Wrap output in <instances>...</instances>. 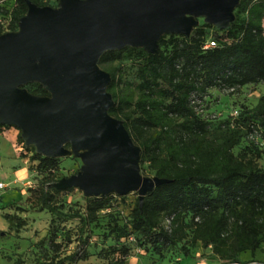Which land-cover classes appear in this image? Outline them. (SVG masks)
Masks as SVG:
<instances>
[{
	"label": "trees",
	"instance_id": "trees-1",
	"mask_svg": "<svg viewBox=\"0 0 264 264\" xmlns=\"http://www.w3.org/2000/svg\"><path fill=\"white\" fill-rule=\"evenodd\" d=\"M28 1L53 7L44 0ZM26 10V0L1 4L0 34L17 30ZM208 39L215 46L205 49ZM123 59L134 64L135 82L121 81V71L113 66ZM98 65L110 75L107 91L113 105L108 114L122 122L139 147L140 167L146 164L152 176L168 180L148 191L141 204L137 196L128 223H114L109 233L116 240H129L135 234L150 243L156 254L172 246L190 257L189 247L200 242L202 249L211 250L210 259L222 264H264L237 257L246 251L253 254L264 237V164L256 163L264 154L252 142L233 151L244 137L264 135V95L251 107H234L237 115L229 114L215 128L201 116L211 89L232 94L242 86L264 83V0L249 3L245 17L239 22L235 15L225 30L203 23L189 35L164 33L154 52L125 46L104 52ZM22 87L34 95H49L37 81ZM9 127L19 131L17 140L22 143L15 126L0 124V133ZM29 150L30 159L37 161L36 170L46 176L28 190V199L55 217H77L78 240L87 245L93 232L85 228L97 220L100 211L109 209L117 194L88 196L84 214L62 212L53 201L55 193L66 189L52 186L58 158L43 156L33 146ZM164 214L166 223L162 224ZM51 243L59 246L53 239ZM120 253L123 263L127 248L122 247ZM81 258L74 251L41 264Z\"/></svg>",
	"mask_w": 264,
	"mask_h": 264
},
{
	"label": "water",
	"instance_id": "water-1",
	"mask_svg": "<svg viewBox=\"0 0 264 264\" xmlns=\"http://www.w3.org/2000/svg\"><path fill=\"white\" fill-rule=\"evenodd\" d=\"M239 0H59L27 10L17 30L0 34V124L20 130L24 145L59 157L68 143L83 149L84 166L52 183L85 196L136 192L139 204L167 179L141 174L140 149L122 122L109 115L108 72L98 60L125 46L154 52L164 33L189 35L203 16L227 29ZM37 81L49 93L22 87Z\"/></svg>",
	"mask_w": 264,
	"mask_h": 264
},
{
	"label": "rangeland",
	"instance_id": "rangeland-1",
	"mask_svg": "<svg viewBox=\"0 0 264 264\" xmlns=\"http://www.w3.org/2000/svg\"><path fill=\"white\" fill-rule=\"evenodd\" d=\"M44 1L53 7H57L59 2ZM242 1L241 5L233 9V15H237L239 22L245 17V7L254 0ZM195 19V26L206 23L203 16ZM113 66L121 71V81L135 82V67L129 59L116 61ZM261 95H264V83L242 86L232 94L211 89L202 103L201 116L210 120V127L215 128L219 121L229 116L234 107H251ZM18 132L16 128L9 127L0 133V181L4 183V187L0 189V264H41L74 251L83 255V258L75 262L66 261L64 264H222L211 260V250L202 249L200 242L189 247L190 257H185L177 247L172 246L156 254L150 243L135 234L129 240H116L109 233L110 227L114 223H128L130 210L137 197V193L133 191L113 197L109 209L100 211L97 220L85 228V232L91 231L93 235L87 245H81L78 240L80 222L77 217H55L46 210H38L39 205L28 199V190L37 187L46 173H38L35 168L37 161L30 159V146L24 145L23 140L22 143L17 140ZM248 142H252L264 154V135L260 133L244 137L233 151L238 152ZM63 147L64 153L57 157L58 167L52 172L53 181L76 174L84 166L83 149L74 150L68 143ZM256 163L264 164V155L256 159ZM139 170L142 175L152 177L146 164L141 167L139 165ZM87 197L77 187H68L55 193L53 201L60 206L62 212L84 214ZM161 223H166L165 214ZM51 239L59 244L57 248L52 246ZM122 247L128 251L123 263L119 262ZM237 257L240 260L264 261V237L259 249L253 254L246 251L239 253Z\"/></svg>",
	"mask_w": 264,
	"mask_h": 264
},
{
	"label": "built area",
	"instance_id": "built-area-1",
	"mask_svg": "<svg viewBox=\"0 0 264 264\" xmlns=\"http://www.w3.org/2000/svg\"><path fill=\"white\" fill-rule=\"evenodd\" d=\"M6 0H0V5L3 4ZM215 46V41L212 40V39H208L203 47L206 49V48H210V47H213ZM230 115L231 116H236L237 115V110L234 109L233 111L230 112ZM4 187V183L2 181H0V189H2Z\"/></svg>",
	"mask_w": 264,
	"mask_h": 264
}]
</instances>
